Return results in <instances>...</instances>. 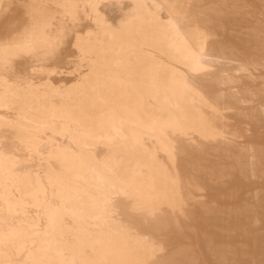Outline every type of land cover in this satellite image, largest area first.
<instances>
[{"label": "bare ground", "instance_id": "bare-ground-1", "mask_svg": "<svg viewBox=\"0 0 264 264\" xmlns=\"http://www.w3.org/2000/svg\"><path fill=\"white\" fill-rule=\"evenodd\" d=\"M257 70L264 0H0V264H264Z\"/></svg>", "mask_w": 264, "mask_h": 264}, {"label": "rangeland", "instance_id": "rangeland-1", "mask_svg": "<svg viewBox=\"0 0 264 264\" xmlns=\"http://www.w3.org/2000/svg\"><path fill=\"white\" fill-rule=\"evenodd\" d=\"M249 1H250V2H253V0H246V3H248ZM255 1H256V0H255ZM244 2H245V0H244ZM11 15H12V14H11ZM84 24H85V23H83V25H84ZM63 51H64V49H62L60 52L63 53ZM51 61H52V60L48 61V62L46 63V65H49V66L51 65V66H52L53 63H52ZM51 63H52V64H51ZM54 63H55V62H54ZM60 66H61V65H60ZM20 67H21V68H19V66H18V68H19L20 70H23V69H22V66H20ZM65 67H66V69L69 68L68 66H65ZM261 73H264V70H259V71L257 70V71H255V73L253 72V75L255 74L254 76H257V75H260ZM256 74H257V75H256ZM64 77H65V78H64ZM70 78H71L70 76H64V75H61V76H56L54 79H65V80H67V79H70ZM243 81H246V79H243ZM260 81H261V79H259V80L257 81V78H256V81H255V82L258 83V82H260ZM252 104H253V103H252ZM230 122H232V120H231ZM242 125H246V127L243 128L244 126H242ZM247 126H248L247 124H241L240 129L242 128V130H243V129H246V130H243V131H242V132H243V136L240 137L239 140L237 139L238 142H243V141H245V140L247 139V137H250V136H251L252 128H250V126H248V128H247ZM249 129H250L251 131H248ZM245 131H247L248 134H246ZM257 131H258V132H257ZM257 131H253L254 134H253V132H252V135H258V136H261V135H262V133H261L262 131H261V130H260V131L257 130ZM249 133H250V134H249ZM244 135H245V136H244ZM246 135H247V136H246ZM249 135H250V136H249ZM244 137H245V138H244ZM241 139H242V140H241ZM258 179H259V178H258ZM258 179H257V181H259ZM260 179H261V181H264V178H260ZM254 181L256 182V179H255ZM258 183H261V182L259 181ZM258 183H257V184H258ZM246 191H248V190L246 189ZM246 195H247V194H246ZM247 196H249V194H248ZM202 199H203V198H202Z\"/></svg>", "mask_w": 264, "mask_h": 264}]
</instances>
